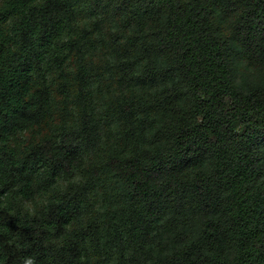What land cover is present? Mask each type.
Returning a JSON list of instances; mask_svg holds the SVG:
<instances>
[{
	"label": "trees",
	"instance_id": "1",
	"mask_svg": "<svg viewBox=\"0 0 264 264\" xmlns=\"http://www.w3.org/2000/svg\"><path fill=\"white\" fill-rule=\"evenodd\" d=\"M264 264V0H0V264Z\"/></svg>",
	"mask_w": 264,
	"mask_h": 264
},
{
	"label": "clouds",
	"instance_id": "2",
	"mask_svg": "<svg viewBox=\"0 0 264 264\" xmlns=\"http://www.w3.org/2000/svg\"><path fill=\"white\" fill-rule=\"evenodd\" d=\"M23 264H36V260L34 257H26L24 258Z\"/></svg>",
	"mask_w": 264,
	"mask_h": 264
}]
</instances>
